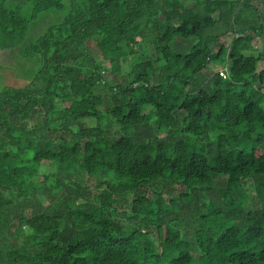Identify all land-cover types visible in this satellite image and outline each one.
<instances>
[{"label": "trees", "instance_id": "1", "mask_svg": "<svg viewBox=\"0 0 264 264\" xmlns=\"http://www.w3.org/2000/svg\"><path fill=\"white\" fill-rule=\"evenodd\" d=\"M30 1L0 0L34 66L0 91V264H264V0Z\"/></svg>", "mask_w": 264, "mask_h": 264}, {"label": "rangeland", "instance_id": "2", "mask_svg": "<svg viewBox=\"0 0 264 264\" xmlns=\"http://www.w3.org/2000/svg\"><path fill=\"white\" fill-rule=\"evenodd\" d=\"M13 7L22 11L29 17L32 12L30 0H10ZM263 9V2H256ZM9 6V5H8ZM66 12H50L43 14L37 21L31 23L27 34V43L35 42L40 37L46 34L48 29L61 22ZM260 52L264 53V42L259 45ZM22 49L0 51V91L7 87H25L31 78L30 70L34 67L32 62L22 56ZM217 68V67H215ZM218 69V68H217ZM264 69V62L260 63L259 71ZM32 71V70H31ZM128 68L124 67L123 75L127 76ZM107 79L111 77L106 75ZM50 165L45 166L49 170Z\"/></svg>", "mask_w": 264, "mask_h": 264}, {"label": "crops", "instance_id": "3", "mask_svg": "<svg viewBox=\"0 0 264 264\" xmlns=\"http://www.w3.org/2000/svg\"><path fill=\"white\" fill-rule=\"evenodd\" d=\"M261 4H262V2H261ZM263 9H262V13H263V18H264V2H263Z\"/></svg>", "mask_w": 264, "mask_h": 264}]
</instances>
